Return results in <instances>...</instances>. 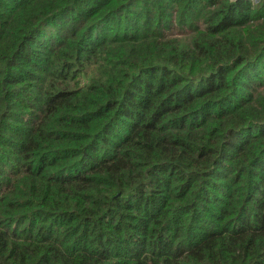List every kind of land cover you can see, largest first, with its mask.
Segmentation results:
<instances>
[{
    "label": "trees",
    "instance_id": "16d2710c",
    "mask_svg": "<svg viewBox=\"0 0 264 264\" xmlns=\"http://www.w3.org/2000/svg\"><path fill=\"white\" fill-rule=\"evenodd\" d=\"M0 264H264V0H0Z\"/></svg>",
    "mask_w": 264,
    "mask_h": 264
}]
</instances>
